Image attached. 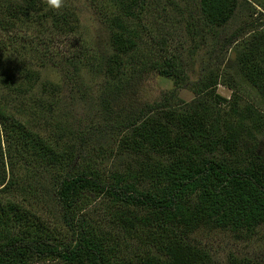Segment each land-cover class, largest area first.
<instances>
[{
  "label": "trees",
  "instance_id": "1",
  "mask_svg": "<svg viewBox=\"0 0 264 264\" xmlns=\"http://www.w3.org/2000/svg\"><path fill=\"white\" fill-rule=\"evenodd\" d=\"M188 2H171L180 23L185 19L186 38L200 36L201 28L213 31L208 58L219 66L204 64L199 78L191 82L182 75L183 67L177 70V57H165L158 71L174 78L176 88L150 106L149 113L126 118L119 145L129 161L122 170L116 167L108 173L85 158V165L76 166L81 153L68 142V134H59L63 128L58 135L35 132L50 109L35 93L40 74L25 57L27 44L15 46V39L0 35V87L6 90L4 96L15 98L13 110L0 102V264H212L198 233L253 234L264 225V110L250 102L242 105L241 95L246 85L264 99V24H254L259 19L255 14L263 15L256 6L264 10V0ZM108 3L111 11H105L104 21L113 52L104 61L107 77L117 81L141 39L137 29L142 24L133 23L151 12L154 0ZM243 7L251 8V18L229 29ZM74 21L75 12L50 8L47 0H0V33L25 24L74 31ZM196 21H201L200 28ZM221 84L232 90V101L218 93ZM42 85L50 92L55 89L50 82ZM188 86L195 98L177 104V88ZM227 104L230 108L224 112ZM88 137L78 133V150ZM37 158L42 166L64 167L56 197L73 236L70 241L58 239L13 195L6 196L35 188H23L24 178L14 166L20 162L36 169ZM88 193L108 199L104 222L77 216L80 200ZM229 264L258 263L233 256Z\"/></svg>",
  "mask_w": 264,
  "mask_h": 264
},
{
  "label": "rangeland",
  "instance_id": "2",
  "mask_svg": "<svg viewBox=\"0 0 264 264\" xmlns=\"http://www.w3.org/2000/svg\"><path fill=\"white\" fill-rule=\"evenodd\" d=\"M172 1L154 0L151 12L148 11L141 20L134 21V25L142 24L137 29L141 39H139L137 48L126 57L127 68L124 75L117 81L107 77L104 61V58L113 52L108 41L110 30L107 29L104 21L105 11H111L109 0L99 2L64 0L61 8L69 9L77 16V21H74L76 24L74 31L52 29L51 25L44 28L38 25L30 27L25 24L9 33L4 31L0 33L1 36L15 39L17 41L15 46L24 47L23 45L26 44L29 46L25 57H30L40 74V82L35 93L43 96L50 108L45 110L47 120L35 125V132L42 136L52 133L58 135L59 128H63L65 131L59 134L65 136L68 134L71 137L68 142L75 144L76 151L81 153V156L76 159V166L85 165V160L89 159L107 173L114 171L116 167V170L124 168L125 162L129 159L127 152L121 149L119 142L123 135L121 128L126 118L149 113L150 106L161 102L162 98L168 96V93L176 88L174 78L164 77L158 71L165 57H177V70L183 67L186 73L182 75L187 74L191 82L199 78L204 64L210 62L214 68L219 66L216 61L208 58L210 43L214 39L213 31L201 28L200 36H195L193 39L186 38L187 28L182 26L185 19L180 23V13L175 11ZM174 1L181 6L190 4L188 0ZM150 2L152 3L153 0ZM247 9L246 7L241 8L229 29H235L241 22L251 18L252 10ZM256 10L263 15L256 13L255 16L259 19L254 21V24H264V10L258 6ZM193 17L197 18L194 10ZM196 24L198 28L202 26L201 21H196ZM173 26L179 28L180 31L172 33ZM205 40L208 46L205 45ZM195 42L198 44L197 49L194 47ZM30 47H35V51ZM228 56L233 57L231 51ZM43 82L53 83L55 89L52 92L44 89ZM177 89L179 96L177 104L180 99L190 102L195 98L189 86ZM5 91L0 87V96L3 97ZM218 93L230 101L233 99L232 90L223 84L218 86ZM241 95L242 105L250 102L264 110V99L253 89L245 85ZM2 97H0L1 104L5 102L6 107L13 110L14 105L11 103H15V98L10 95ZM229 108L227 104L223 111L226 112ZM29 119L34 122L32 117ZM78 133L89 136L86 145L80 150H78L80 144ZM39 161L40 159L37 158L38 168L36 169H33L32 165L29 168L23 166L20 162L14 166L19 170V176L24 178L23 188H35H30L29 191L15 190L7 193L6 196L12 197L13 195L15 202L23 206L25 210H29V213L37 218L39 224L58 239L70 241L73 236L64 221L63 207L56 197L57 178L63 174L64 167L59 169L58 166H42ZM10 168L11 166L7 163L8 173ZM26 181L31 185L28 186ZM108 202L103 195L88 193L80 200L77 216H82L87 222H100V220L104 222L108 213L106 206ZM196 237L198 242L210 252L212 264H229L233 256L264 264V225L253 234L236 235L230 231L218 230L203 231ZM33 264L64 263L36 261Z\"/></svg>",
  "mask_w": 264,
  "mask_h": 264
},
{
  "label": "clouds",
  "instance_id": "3",
  "mask_svg": "<svg viewBox=\"0 0 264 264\" xmlns=\"http://www.w3.org/2000/svg\"><path fill=\"white\" fill-rule=\"evenodd\" d=\"M47 4L50 8L60 9L64 4V0H47Z\"/></svg>",
  "mask_w": 264,
  "mask_h": 264
}]
</instances>
